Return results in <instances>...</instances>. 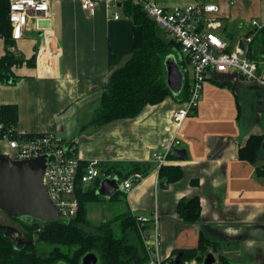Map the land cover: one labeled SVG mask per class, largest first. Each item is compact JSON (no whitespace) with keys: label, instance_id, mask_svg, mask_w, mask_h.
I'll return each mask as SVG.
<instances>
[{"label":"crops","instance_id":"crops-1","mask_svg":"<svg viewBox=\"0 0 264 264\" xmlns=\"http://www.w3.org/2000/svg\"><path fill=\"white\" fill-rule=\"evenodd\" d=\"M49 1L50 18L30 17L24 37L9 50L26 60L34 58V64L14 67L17 80L13 84L0 81V110L16 106L15 126L20 132L57 133L77 146L84 162H98L99 169L109 163H153L147 176L135 173L126 179L133 182V188L125 197L114 202L106 199L104 208L110 216L97 222L118 215L111 203L120 202L121 213L158 214V254L164 260L194 251L200 259L184 263L203 264L212 253L216 264H264V177L257 173L264 165V151L255 162L239 159L240 148L251 136L264 137V85L236 71L207 81L197 111L179 129L183 139L176 149L186 150L188 158L174 157L166 164L182 168L183 178L161 188L152 154L174 137L173 113L186 100L170 96L159 105L147 106L136 118L92 126L93 111L110 75L132 56L133 22L122 8L117 21L110 18L104 4L89 16L82 10V0ZM195 1L155 0L168 9ZM219 8V34L234 51L252 30L234 37L226 24L223 29L222 21H232L231 11ZM229 37L235 41H227ZM7 51L0 37V58ZM260 51L255 49L253 55L260 62L258 75L264 79V56H257ZM173 56L178 63L183 61L181 51ZM195 197L201 202V219L188 224L179 218L177 206L181 199ZM201 238L209 243L204 253L199 250Z\"/></svg>","mask_w":264,"mask_h":264},{"label":"trees","instance_id":"trees-1","mask_svg":"<svg viewBox=\"0 0 264 264\" xmlns=\"http://www.w3.org/2000/svg\"><path fill=\"white\" fill-rule=\"evenodd\" d=\"M122 10L133 22V53L126 63L116 68L110 75L99 105L93 111L90 124L95 127L136 118L147 106L159 105L167 97L173 96L167 86L165 62L169 56L181 51V46L161 30L141 6L129 1L123 4ZM9 11V1L0 0V37L4 39L8 49L0 58V81L13 84L17 80L13 71L14 67L21 66L25 62L27 65H33L34 58L26 60L9 51L10 48L15 47ZM249 35H253V40L248 45V57L255 59L253 55L255 49H261L257 56H264V28L257 32L251 31ZM254 61L258 66L260 65L258 60ZM180 65L184 71L187 70L186 60L181 61ZM189 87L186 75L184 91L176 98L187 101ZM17 118L16 106L7 105L1 108L0 121L5 127H14ZM261 150L264 151V137L251 136L247 144L240 148L239 159L255 162ZM173 158L171 153L168 161ZM152 164L109 163L102 165L100 171L103 178L118 177L123 182L135 173H140L142 177L147 176L152 169ZM82 165L87 167V162ZM257 173L264 177V165L257 168ZM182 178L183 170L178 166L164 165L159 168L161 188L178 182ZM100 180L87 187L78 182L79 210L73 219L43 223L32 219L24 221L10 217L21 225L20 230L33 241V244L20 250L16 249L12 241L5 237L3 230L0 229V264H82L83 257L88 253H95L99 257V264H146L149 252L143 240V233L150 234L153 230L151 216L148 217L147 222H144L140 219L142 216L128 210L97 224L92 223L88 218L87 203L104 201V198L97 194ZM126 194V191L118 192L111 201H117ZM201 211V202L197 197L183 198L177 206L179 218L188 224L199 222ZM208 245L209 243L201 238L200 252L204 253V248ZM181 253L183 262L192 258L200 259L194 251ZM222 264L229 263L223 261Z\"/></svg>","mask_w":264,"mask_h":264},{"label":"built area","instance_id":"built-area-1","mask_svg":"<svg viewBox=\"0 0 264 264\" xmlns=\"http://www.w3.org/2000/svg\"><path fill=\"white\" fill-rule=\"evenodd\" d=\"M129 1L141 6L157 26L181 46L183 60H186L191 67L189 98L182 108L173 113L175 135L164 149L156 150L152 154V160L160 168L168 163L172 151L180 148L183 136L179 133V129L183 122L197 111L207 81L228 71H236L246 79L259 81L263 85L264 79L258 75L257 62L250 59L247 54L253 35L245 39L244 49L237 45L234 51H229L228 43L219 35L222 28L217 17L220 8L214 3L196 0L188 6L168 9L159 6L155 0H82L81 7L89 16H94L97 8L104 4L110 18L118 21L119 11L123 4ZM50 8L49 0H9L12 39L18 41L24 37L30 17L37 21L48 20ZM252 25V31L257 32L264 28V20L254 19ZM185 71L189 77V71ZM0 155L16 161L48 157L49 165L43 183L50 200L58 210L60 220L73 219L78 214L79 181L87 187L103 178L98 162L90 161L87 162V167H83L84 161L78 153L77 146L68 143L59 134L28 135L20 132L16 126L5 127L1 121ZM123 185L126 192L133 188L131 180L124 181ZM151 218L153 230L150 234L143 233V240L149 252L146 264H173V260H164L158 254L159 216L154 213ZM140 219L144 222L148 221V217H140Z\"/></svg>","mask_w":264,"mask_h":264},{"label":"water","instance_id":"water-1","mask_svg":"<svg viewBox=\"0 0 264 264\" xmlns=\"http://www.w3.org/2000/svg\"><path fill=\"white\" fill-rule=\"evenodd\" d=\"M240 48H245L243 41L240 42ZM165 66L167 86L171 94L177 97L184 91L186 71L173 55L166 59ZM172 156L180 159L188 158L184 149L173 150ZM48 165L46 156L16 161L0 155V211L19 220L32 219L43 223H57L58 210L50 200L43 183ZM120 191H124L120 179L108 177L101 181L97 194L111 200ZM0 229L16 249L20 250L33 244V241L14 226L0 224ZM182 256V253H178L172 261L173 264H184ZM82 264H99V257L95 253H88L83 257ZM203 264H216V258L212 253H208Z\"/></svg>","mask_w":264,"mask_h":264},{"label":"rangeland","instance_id":"rangeland-1","mask_svg":"<svg viewBox=\"0 0 264 264\" xmlns=\"http://www.w3.org/2000/svg\"><path fill=\"white\" fill-rule=\"evenodd\" d=\"M215 4H219L223 8V10L231 11L232 21L223 20L224 28L225 24L228 28L227 32L232 34L234 37L239 35H243L249 28V30H253L252 21L256 20H264V1L263 0H212ZM233 3V4H232ZM222 29V30H223ZM225 33V31H224ZM222 34V32H221ZM220 35V34H219ZM226 36V34H224ZM221 36V35H220ZM227 41L234 42L235 38L229 37ZM187 70L189 71L188 82L190 85L191 81V68L188 65ZM105 201H92L87 203V213L88 218L92 221V223L97 224L100 220H104V218H108L110 216L108 208L106 207V202L108 200L104 199ZM113 211L116 214H120L123 210V203H111ZM94 221V222H93ZM0 224L2 225H13L22 229L21 225L14 222L8 215L4 212L0 211Z\"/></svg>","mask_w":264,"mask_h":264}]
</instances>
